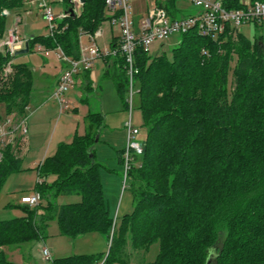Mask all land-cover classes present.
<instances>
[{"label":"trees","instance_id":"obj_1","mask_svg":"<svg viewBox=\"0 0 264 264\" xmlns=\"http://www.w3.org/2000/svg\"><path fill=\"white\" fill-rule=\"evenodd\" d=\"M105 1L85 0L79 14L57 21L51 36L27 38L29 51L38 44L78 59L81 36L110 19ZM219 1L235 10L242 0ZM175 2L159 4L171 19H177ZM63 4L69 11L68 0ZM23 5L0 0V36L9 28L8 16ZM180 36L170 57L135 51L133 87L146 134L138 165L127 171L132 212L116 221L108 211L94 150L104 117L89 112L84 133L60 143L36 167L38 206H18L22 217L0 221V248L43 241L55 221L62 236L99 233L108 250L51 264H264V46L261 38L251 41L230 26L216 38L196 29ZM109 46L117 48V38ZM112 60L104 77L129 108L125 58ZM7 65L11 72L4 78ZM81 74L88 77V71ZM32 89L30 69L0 52V104L7 116L26 117ZM90 90L87 82L84 91ZM17 145L0 141V191L10 176L25 171ZM123 155L118 152L119 164ZM68 196L79 201L57 203ZM155 243L157 256L146 262ZM0 264H13L2 251Z\"/></svg>","mask_w":264,"mask_h":264},{"label":"rangeland","instance_id":"obj_2","mask_svg":"<svg viewBox=\"0 0 264 264\" xmlns=\"http://www.w3.org/2000/svg\"><path fill=\"white\" fill-rule=\"evenodd\" d=\"M151 3L152 0H129L135 23L145 15ZM175 7L179 10L175 13L178 19L181 16L192 15L197 11L192 4L183 0H176ZM27 8L30 9L23 5V9L15 12L20 14L17 18L19 23L16 25L20 38L48 37L50 34L48 24L41 14L32 9L38 14L35 16V13H30L32 12L31 9L28 10ZM51 9L54 17L57 18L65 8L62 2L52 0ZM76 10L80 12L81 7L78 6ZM15 19L13 13L8 16L9 28L15 26ZM99 29L104 33L96 41L100 48L109 44L112 35H119L118 25L112 24L110 21L102 23ZM239 32L251 41L261 38L264 46V22L256 25L252 23L241 25ZM180 40L181 36L175 34L163 42L155 43L149 47V55L155 56L164 53L167 57H170L172 49L179 44ZM81 43L83 45L89 44L86 38H82ZM38 46L36 44L31 51L15 56V62L26 65L32 73L31 102H42L34 117H31L29 112L26 113L24 118L25 134L22 133V128L16 129V126L23 119L17 120L13 117V120H11L4 112L3 105L0 104V130L3 133H7L9 130L13 131L12 134L5 137V143L12 142L13 145L18 143L21 152L23 150L22 144L25 145V137L30 138L32 142L29 147L32 150L30 151L27 148L28 154L23 163L26 170L10 176L0 191V221L20 216L21 212L17 208L22 205L20 199L31 196L37 183L35 170L37 166L33 167L32 164L38 165L44 154L52 156L57 146L68 141L75 133L82 135L84 133L83 121L89 112H100L104 117L105 125L100 129L99 142L95 145L94 150L96 161L101 164L99 175L108 211L113 220L119 221L123 215L130 214L133 210L132 195L128 189V182L124 180L125 164H119L118 162V152L122 150L125 152L127 147L126 124L130 121L132 127L138 131L132 141L140 143L144 140L146 134L141 113L137 109L139 102L138 86L134 85L133 88L131 108H126L117 96L111 80L108 77H103V65L97 59L92 67V83L95 88L87 93L83 89L84 85L73 86L64 95L70 101V105L66 110L60 112L58 104L50 97L56 89L57 74L63 63L58 60L56 51L50 52L46 57L40 53ZM83 97L88 98V105L80 101ZM31 107L30 110L35 112V106L32 104ZM13 128L16 130H13ZM43 142L44 145L41 146ZM33 145L36 148L40 145V150L33 149ZM130 156V164L138 165L137 155L131 152ZM78 201L77 196H68L58 198L57 203L66 204ZM18 248L3 247L0 250L13 264H51V261L56 258L106 253L108 245L104 237L97 232L75 238L62 236L59 233L57 223L50 221L43 242L26 243ZM43 248H46L50 253L49 259L43 257ZM157 253L158 244L155 243L150 247L145 257L146 262L154 261Z\"/></svg>","mask_w":264,"mask_h":264},{"label":"built area","instance_id":"obj_3","mask_svg":"<svg viewBox=\"0 0 264 264\" xmlns=\"http://www.w3.org/2000/svg\"><path fill=\"white\" fill-rule=\"evenodd\" d=\"M63 3V0H56ZM168 0H152L151 5L143 17L136 23L133 20L129 0H106L105 9L109 16L110 23L118 25L119 41L115 49L102 51L96 44V40L101 36V31L98 29L93 34L81 36L79 42V58L71 59L63 54L58 48L55 50H47L42 46H38V50L43 56H48L50 52L56 51L57 58L65 65V69L60 75L56 89L51 95V98L56 101L61 111L68 108V103L64 97L66 93L75 85L76 77L84 72H89L94 62L101 57L116 55L125 58L127 64V74L129 78L128 86V105L131 108V98L133 94V74L134 70V55L138 48H141L145 53L149 54V47L155 43L165 41L172 35L184 34L190 29H196L201 37L216 38L226 31V27L235 31H239L241 25L249 23L260 24L264 22V2L242 0L240 9L226 10L221 5L219 0H183L192 4L197 11L192 15L181 16L179 19H171L166 10L159 4H164ZM70 10L74 15L79 14L76 8L82 6L80 0H68ZM52 0H23L24 6L30 9L37 10L43 19L48 24L50 36L57 30V21L70 15L65 9L56 18L51 9ZM19 19L15 20V26L8 28L4 35L0 36V52L4 55L14 57L16 52L21 50L27 39L20 38L16 30V25ZM87 38L89 44L83 45L81 39ZM11 72L10 65L4 68V78ZM25 120L23 119L17 126L22 128V133H26ZM13 128V130H16ZM127 130V147L123 158L125 164L124 180L127 178V171L131 161L130 153L140 155L142 143L132 141L138 134L130 121L126 124ZM13 131L3 133L0 130V141H4L5 137L12 134ZM38 181V180H37ZM40 195L34 192L31 196H25L20 199L22 205H27L30 208L38 206ZM42 255L45 259L50 258V254L46 248L42 249Z\"/></svg>","mask_w":264,"mask_h":264},{"label":"crops","instance_id":"obj_4","mask_svg":"<svg viewBox=\"0 0 264 264\" xmlns=\"http://www.w3.org/2000/svg\"><path fill=\"white\" fill-rule=\"evenodd\" d=\"M28 9V8H27ZM24 10H25V8H24ZM23 10V11H24ZM28 10H30V9H28ZM176 10L179 12V10L176 8ZM31 11L32 12H30V13H35V16H37L38 14H37V12H35V10H32L31 9ZM14 15H15V18L17 19V18H19V15L20 14H18V13H13ZM15 19V20H16ZM100 31H101V36L99 37V38H101L103 35H104V33L102 32V30L101 29H99ZM83 38H85V37H83ZM98 38V39H99ZM114 38H117V40L119 41V35L118 36H111V41L114 39ZM87 39V38H86ZM97 39V40H98ZM96 40V41H97ZM111 41L109 42V44L108 45H106V46H104L103 48H100L99 46V49L100 50H102V51H108V50H110L111 48H110V43H111ZM23 48H24V46H23ZM22 48V49H23ZM21 49V50H22ZM53 52V51H52ZM112 58L113 57H111V56H107V57H101L100 59H98L97 61H100L101 63H102V65H103V77H104V74H105V72H106V70H109L110 68H111V65H112V63H113V60H112ZM62 63V62H61ZM66 67H65V65L63 64L61 67H60V71H59V73L57 74V81H56V84H57V82H58V79H59V77H60V75L62 74V72L64 71V69H65ZM92 77H93V72H92V69L88 72V77L87 78H84V74H79L77 77H76V81H75V85L74 86H76V85H79V86H85V84H87V82H90L91 83V90L90 91H92L95 87H94V85H93V83H92ZM82 81V82H81ZM79 83V84H78ZM83 89H84V87H83ZM90 91H88V93L90 92ZM51 98V97H50ZM52 99V98H51ZM66 99V98H65ZM84 99V97L80 100L81 102H82V100ZM66 101H67V103H68V106L70 105V101H68L67 99H66ZM86 104L88 105V98L86 97ZM41 103L42 102H40V101H35L34 103H32L31 101H30V103H29V106H28V108H27V110H26V113H28L29 112V115H31V117H34V115L37 113V110H38V108L41 106ZM33 104V106H35V112H33V111H31L30 109L32 108L31 107V105ZM59 110H60V112H61V109H60V107H59ZM92 113H100V112H92ZM102 114V113H101ZM11 120H13V116H8ZM106 119V118H105ZM10 131V130H9ZM8 131V132H9ZM33 135H32V133H31V137H32ZM70 136V135H69ZM73 137V136H72ZM72 137H70V139L68 140V141H66V142H69L70 140H71V138ZM30 143H31V145H32V142H31V139L30 138H26L25 137V147L23 146V144H22V146L21 147H23V150L20 152L19 150H20V148H19V145H17L18 147H17V152H18V155L20 156V158L22 159V168L24 169V170H26L24 167H23V163L25 162V159H26V157H27V154H28V151H27V148H29L30 147ZM18 144V143H17ZM44 145V142L43 143H41V146H43ZM40 145L36 148L34 145H33V149H36V150H40V147H41ZM29 150L31 151L32 149L31 148H29ZM46 157H48V156H46L45 154H44V156H42V160L40 161V163L38 164V165H36L35 163L34 164H32V166L33 167H36V166H39L40 164H41V162L44 160V158H46ZM38 180V179H37ZM102 183V182H101ZM33 193H34V191H32ZM21 212V211H20ZM24 214L21 212V214H20V216H18V217H22ZM44 241V240H43ZM42 241V242H43ZM20 247V246H19ZM17 249H19L18 247H16ZM1 251V250H0ZM3 252V251H2ZM50 254V253H49Z\"/></svg>","mask_w":264,"mask_h":264},{"label":"water","instance_id":"obj_5","mask_svg":"<svg viewBox=\"0 0 264 264\" xmlns=\"http://www.w3.org/2000/svg\"><path fill=\"white\" fill-rule=\"evenodd\" d=\"M80 3H81V5H83V4L85 3V0H80ZM69 13H70L72 16L74 15V13H73L72 10H69ZM31 37H32V36H31ZM28 51H29L28 42H26L25 45H24V48H23L22 50L17 51L16 54H15V56L25 54V53H27ZM97 138H98V137H97ZM97 138H96V140H97ZM207 264H209L208 261H207Z\"/></svg>","mask_w":264,"mask_h":264}]
</instances>
